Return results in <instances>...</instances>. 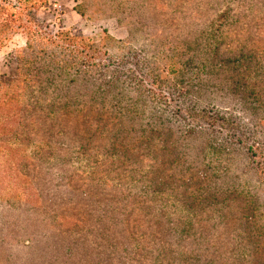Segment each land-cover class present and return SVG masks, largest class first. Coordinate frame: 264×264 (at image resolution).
<instances>
[{
	"label": "rangeland",
	"instance_id": "1",
	"mask_svg": "<svg viewBox=\"0 0 264 264\" xmlns=\"http://www.w3.org/2000/svg\"><path fill=\"white\" fill-rule=\"evenodd\" d=\"M229 6L237 14L232 21ZM259 24L264 27V0H0V146L15 143L14 133L23 128L26 143L31 138L49 142L58 129L73 132L103 110L99 102L89 114L79 100L83 98L121 99L127 102L119 109L122 114L132 103L164 109L167 102L166 115L176 121L167 125L165 138L158 133L148 137L152 170L145 172L152 197L157 153L162 154L161 179L168 181V190L178 180V198L167 194L164 209L157 199L144 195L127 211L109 208L110 219L102 224L106 236L97 238L99 246H76L72 259L62 264H264V125L243 109L230 79L243 73L237 67L243 56L251 59L246 49L264 46V28L255 34ZM72 44L81 59L92 63L93 77H79L73 83L74 76L70 77L73 92L54 88L38 92L39 87L47 88ZM77 63L81 60L75 58ZM75 68L65 71L64 80ZM257 71V77L252 72L248 81L249 89L253 83L264 87V67ZM37 97L43 103L36 104ZM53 101L54 114L61 113L52 119L46 111ZM192 102L198 110H192ZM108 107L103 117L111 119L116 112L113 104ZM258 118L264 123V108ZM57 119L61 121L51 127ZM35 128L40 129L39 137ZM58 137L68 144L59 131ZM31 150L29 146L26 154ZM90 154L76 165H84ZM103 157L109 164L111 157ZM117 173L126 183L135 176L131 171ZM175 173L178 176L172 179ZM51 182L38 179L45 193L56 191V182ZM87 203H82L83 213L74 206L62 207L93 228ZM189 206L199 211L198 240L187 238L177 245L167 230L168 219ZM145 207H150L148 215Z\"/></svg>",
	"mask_w": 264,
	"mask_h": 264
},
{
	"label": "trees",
	"instance_id": "2",
	"mask_svg": "<svg viewBox=\"0 0 264 264\" xmlns=\"http://www.w3.org/2000/svg\"><path fill=\"white\" fill-rule=\"evenodd\" d=\"M240 13L242 12L238 14ZM236 15L233 6H229L228 20L232 21ZM224 16L225 12L222 17ZM240 18L237 20L240 21ZM263 28L260 24L257 25L255 34L261 32ZM260 46L246 49L247 55H251V59L246 60L243 56V59L237 63V67L244 69L243 73H238L237 78L231 77L230 79L234 82L231 90L242 101L243 109L250 113L251 118L255 119L258 125H264L258 118L259 110L264 108V87L258 83H253L250 89L248 86V81L259 74L257 69L264 67V52H262L264 46ZM76 48L75 44L68 45L69 56L62 61L63 64L60 67H55L52 78L47 80V88L39 87L36 89L38 92L45 91L47 93L53 88L54 90L66 89L67 92H73L75 86H71L70 81L71 83L78 82L79 77L87 75L93 77V69H90L92 63L86 58L81 59L80 51L75 50ZM75 58L81 60V63L74 65ZM73 67H76L73 73H68L64 80L65 71ZM252 72H255L256 76L252 77ZM72 76L74 77L70 80L69 78ZM9 81L13 83L19 80ZM111 84L110 82L106 84L109 88L107 92L113 89ZM15 87L19 88L18 85ZM98 87L102 88V85ZM25 88L27 89L28 86L25 85ZM149 91L153 92L154 90L149 89ZM160 95L165 97V95ZM79 100L89 114L98 106L99 102L102 104L99 106H102L103 110L99 111L98 116L92 120L88 118L73 132L64 128L58 129L68 144L62 142L63 139L58 137V131L50 136L49 142L34 141L31 138L26 143L22 140V136H26L28 133L23 128L14 133L15 143L4 141V148L0 146V159H2V163H0V264L66 263L72 259L73 248L76 249V246L83 247L87 243H91L92 247L99 246L97 238L106 236L102 224L105 220L110 219L109 208L114 210L120 208L118 213H121L135 207L134 200L140 195L150 196L148 172H145L150 165L147 139L150 135L157 133L165 138L167 125L176 123V121L173 122V117L166 115L170 103L166 102L164 109L157 106L146 108L144 103H132L126 111L128 113L124 115L126 112L122 114L119 109L122 110L127 102L121 99L118 101H109L107 98H103L101 101L85 98ZM41 103L43 102L38 98L36 104ZM55 103L53 101L50 111H46L47 117L52 119L57 118L61 113L58 110L54 114ZM73 104L75 103H70V105ZM110 104H113L115 109L112 111H115L116 114H111V119L104 118L103 115L106 110H109L108 105ZM191 105H193L192 110H198L195 108L194 102ZM60 121L58 119L51 121V127ZM35 130L38 135L40 129L35 128ZM188 135L187 132L184 133V136ZM7 143H11V145L8 146ZM158 144L161 145V141ZM29 146L32 147V150L30 154H26ZM90 152H93L91 159L87 158L84 165L77 166L76 162L83 155L90 156ZM102 155L107 158L111 157L109 164H105L109 159H105ZM161 156L162 154L157 153L158 172L156 171L152 175V179L156 181V187L153 189L154 196L150 197L152 200L157 199L158 206L164 209L165 196L168 194L178 198L179 187L177 180L173 188L168 190V181L165 178L161 179L164 164L160 159ZM114 159L119 162V165ZM33 160H36L37 163H33ZM148 170H152V167H149ZM129 171L135 176L130 183L122 182L117 172L127 173ZM170 176L175 179L174 177L178 175L175 173ZM43 177L47 180L51 179V185L56 182V191L50 190L45 193L41 189L38 179ZM94 191L97 192L96 196L93 194ZM50 192L52 196L48 197ZM78 197L83 200H79ZM86 201L88 202L86 206L90 207L89 216L95 224L93 228L89 227V223L86 226L87 223L77 217V213H68L67 209L62 207V204L70 205L71 208L74 206L76 212L83 213L84 211L80 210L84 207L82 203ZM177 201L179 202V199ZM144 210L148 215L150 207H145ZM196 217H199V211L191 210L189 206L188 210L177 213L168 219L167 230L174 234L173 237L176 239L177 245L183 243L187 238L198 240L195 222L199 218ZM221 221L223 220L219 222ZM216 226L217 223H214V227ZM67 240H73V243L67 244ZM210 244H212V248L216 245L214 241H211ZM65 246H70L71 250H64ZM195 256L199 257V253L196 252ZM214 256L226 257L228 255L215 253ZM212 258L213 256L209 259Z\"/></svg>",
	"mask_w": 264,
	"mask_h": 264
}]
</instances>
